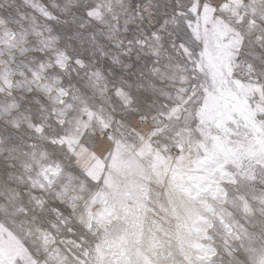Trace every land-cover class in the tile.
<instances>
[{
    "label": "snow or ice",
    "instance_id": "snow-or-ice-1",
    "mask_svg": "<svg viewBox=\"0 0 264 264\" xmlns=\"http://www.w3.org/2000/svg\"><path fill=\"white\" fill-rule=\"evenodd\" d=\"M0 264H264V0H0Z\"/></svg>",
    "mask_w": 264,
    "mask_h": 264
}]
</instances>
